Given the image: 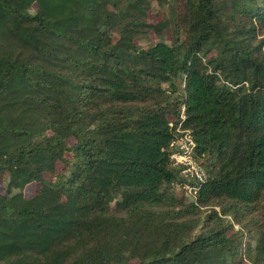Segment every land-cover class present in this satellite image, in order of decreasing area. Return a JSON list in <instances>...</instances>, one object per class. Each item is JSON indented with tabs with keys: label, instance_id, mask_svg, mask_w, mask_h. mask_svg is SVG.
<instances>
[{
	"label": "trees",
	"instance_id": "16d2710c",
	"mask_svg": "<svg viewBox=\"0 0 264 264\" xmlns=\"http://www.w3.org/2000/svg\"><path fill=\"white\" fill-rule=\"evenodd\" d=\"M176 3L0 0V264H264V0Z\"/></svg>",
	"mask_w": 264,
	"mask_h": 264
},
{
	"label": "built area",
	"instance_id": "2783aa9c",
	"mask_svg": "<svg viewBox=\"0 0 264 264\" xmlns=\"http://www.w3.org/2000/svg\"><path fill=\"white\" fill-rule=\"evenodd\" d=\"M182 113L183 107L180 120L168 122L173 131V138L169 143V158L171 164L179 168L180 176L179 182L173 186L177 192L195 202L197 187L206 179V172L195 159V141L189 130L182 126Z\"/></svg>",
	"mask_w": 264,
	"mask_h": 264
},
{
	"label": "rangeland",
	"instance_id": "374dc122",
	"mask_svg": "<svg viewBox=\"0 0 264 264\" xmlns=\"http://www.w3.org/2000/svg\"><path fill=\"white\" fill-rule=\"evenodd\" d=\"M172 1L173 0H170V3ZM177 3H178V0H177ZM168 11H169V8H167V6L161 7V6L153 3L151 8L148 11L149 20L151 22H155L158 18V15H161V16L166 15ZM165 38L167 41L170 39V33L169 32H165ZM154 40H156V36L153 32H151V33H149V39H145L144 41H141L140 44L145 46V45L152 43ZM5 182H6L5 180L0 179V193H2L5 189ZM35 187H36L35 183H30V184L26 185L24 187V190H23L25 196L32 195ZM177 193L179 195H181L179 192H177Z\"/></svg>",
	"mask_w": 264,
	"mask_h": 264
}]
</instances>
